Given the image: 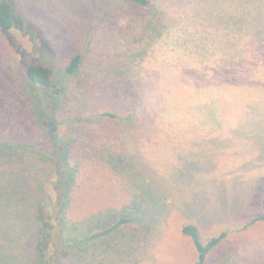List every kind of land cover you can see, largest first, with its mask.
Returning <instances> with one entry per match:
<instances>
[{
	"label": "rangeland",
	"instance_id": "1",
	"mask_svg": "<svg viewBox=\"0 0 264 264\" xmlns=\"http://www.w3.org/2000/svg\"><path fill=\"white\" fill-rule=\"evenodd\" d=\"M11 1L26 15V30L0 31L1 133L14 139L21 128L30 145L48 149L49 139L25 120L30 115L14 116L11 93L42 54L60 69L80 51L84 63L70 78L61 133L77 135L76 160L89 155L88 146L110 143L124 161L113 169L93 153L76 187L75 219L137 198L149 206L151 230L129 264H194L195 250L181 231L190 217L201 220L207 235L231 231L229 264H264V222L240 230L264 204V0H157L164 30L139 57L146 70L131 86L119 73L108 74L118 64L114 41L132 12L122 0ZM135 107L133 125L96 116ZM26 157V166L46 169L38 154ZM12 163L0 158V188L11 191L0 196L1 255L25 264L35 259L24 215L30 208L17 206L12 192L38 173L14 171ZM63 252L61 264H76Z\"/></svg>",
	"mask_w": 264,
	"mask_h": 264
},
{
	"label": "trees",
	"instance_id": "2",
	"mask_svg": "<svg viewBox=\"0 0 264 264\" xmlns=\"http://www.w3.org/2000/svg\"><path fill=\"white\" fill-rule=\"evenodd\" d=\"M121 2L129 6L132 12L127 11L128 21L120 30L117 43L114 41V60L118 64L109 70L108 74L119 73L122 82L131 86V82L134 83L146 70L139 57L149 52L154 41L162 34L164 15L157 0ZM16 30H26V15L18 11L11 0H0L1 33ZM84 58V53L77 51L66 64L57 69L50 56L44 53L38 62H32L25 67L24 79L16 85L18 91L14 89L11 93L15 95L17 104L14 116L21 113L30 115L25 116V120L33 119L36 128L49 139L48 149L41 150L30 145L25 140L27 132L20 133L21 128L15 130L16 136L12 134L14 139L7 138L0 130V158L5 157L8 164L12 161L14 171L31 169L33 174L38 173L33 176L37 179L33 180V185L31 182L24 186L16 183V193L12 192L13 201L17 206L21 204L30 208L28 211L22 207L24 215L29 218L31 239L35 240V259H28L25 264H61V251H64L65 257L68 253L74 258L76 264H129L134 261V251L138 244H145L146 231L151 230L145 221L149 206L144 200L137 198H130L121 208H108L99 216L94 215L80 221L74 217L75 207L79 204L75 197L76 187L80 184L86 162L94 160L93 153L96 152L97 156L105 159L113 169L124 167L123 158L115 154V149L110 143L95 145L96 148L88 146L89 155L76 160L74 149L77 135L61 133L62 121L59 115L65 107L64 100L71 83L70 78L79 73ZM62 74L68 79L64 81ZM22 105H25V108H22ZM27 108L29 112L26 111ZM96 116L98 119L105 118L122 125H133L139 119L136 107L127 114L104 110ZM9 122L10 120L4 124ZM116 139L118 142L119 136ZM29 153L38 154L42 162L47 164L46 169H42L44 171H37L25 165L26 155ZM117 158L119 160H115ZM48 167L51 172L47 171ZM4 171L0 169V174L4 175ZM51 182L55 183V186L50 191L48 185ZM11 183L14 184V181ZM10 192L7 187L0 188V196L8 194L10 197ZM160 198L161 192L158 188L155 201ZM189 219L183 222L181 231L195 250L194 264H229L231 255L225 249L231 231L223 230L218 234L207 235L202 229L201 220L192 217ZM257 222H264V204L240 230H245ZM10 260L2 257L0 247V264H22L12 258Z\"/></svg>",
	"mask_w": 264,
	"mask_h": 264
}]
</instances>
